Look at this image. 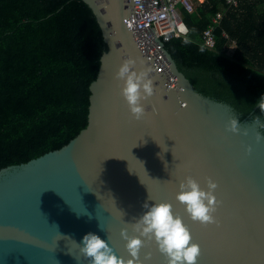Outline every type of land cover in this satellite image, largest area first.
I'll use <instances>...</instances> for the list:
<instances>
[{
	"label": "water",
	"instance_id": "95a60500",
	"mask_svg": "<svg viewBox=\"0 0 264 264\" xmlns=\"http://www.w3.org/2000/svg\"><path fill=\"white\" fill-rule=\"evenodd\" d=\"M82 1L106 45L89 86L87 124L59 149L0 170V264H78L75 257L91 264L77 245L88 233L130 259L121 231L138 235L131 224L147 211L145 202L172 205L200 246L197 264H264V139L255 140L258 125L248 115L239 133L228 131L237 118L231 107L193 89L152 27L131 24L153 13L156 0ZM128 58L137 71L151 69L155 94L142 101L140 120L116 78ZM188 176L205 191L209 178L217 183L218 224L193 221L176 200ZM140 260L167 264L154 240L141 248Z\"/></svg>",
	"mask_w": 264,
	"mask_h": 264
},
{
	"label": "trees",
	"instance_id": "16d2710c",
	"mask_svg": "<svg viewBox=\"0 0 264 264\" xmlns=\"http://www.w3.org/2000/svg\"><path fill=\"white\" fill-rule=\"evenodd\" d=\"M262 4L240 0L238 10L227 11L214 50L201 46V34L223 0L183 12L187 38L164 43L193 89L230 106L239 121L249 115L264 123L259 107L252 112L264 95ZM222 30L236 42L230 56L221 49ZM105 49L82 0H0V170L59 149L86 126L89 86Z\"/></svg>",
	"mask_w": 264,
	"mask_h": 264
},
{
	"label": "clouds",
	"instance_id": "9594fccd",
	"mask_svg": "<svg viewBox=\"0 0 264 264\" xmlns=\"http://www.w3.org/2000/svg\"><path fill=\"white\" fill-rule=\"evenodd\" d=\"M181 30L185 31L183 28ZM184 42L189 43L190 41L185 40ZM203 51L204 49H201V52ZM135 64L136 61L132 58L124 60L116 72V78L124 82L121 94L133 117L140 120L145 115L142 101L152 97L155 90L149 75L151 69L137 71ZM258 107L261 112H264V97L261 98ZM252 123L258 125V129H264V123H260L258 119ZM227 130L239 133V119L231 118ZM242 134L247 136L248 129L245 128ZM262 139H264V135H261L260 131H256V142L260 143ZM248 152H251L250 146ZM165 167L167 168V164ZM217 187V183L209 178L207 191H205L194 178L188 176L180 182V191L176 195V200L185 205V210L193 221H198L205 226L218 224L214 213L222 202L218 201L214 195ZM148 199L150 200V197ZM143 208L147 211L135 219V223L131 224L133 231L138 235L129 236L127 229L121 231L122 238L127 241L125 247L130 259L125 260L115 255L108 242L93 233L86 234L82 243L77 244L83 257L90 259L91 264H144L140 260V250L150 245L154 240L160 253L166 257L167 264H197V259L201 254L200 246L192 242L189 229L179 215L173 214L172 205L161 202L150 206L148 202H145ZM88 215L91 218V215ZM73 242L75 241L73 240ZM75 259L79 264V259L77 257ZM150 259L151 253L149 252L145 255L144 260Z\"/></svg>",
	"mask_w": 264,
	"mask_h": 264
},
{
	"label": "built area",
	"instance_id": "2783aa9c",
	"mask_svg": "<svg viewBox=\"0 0 264 264\" xmlns=\"http://www.w3.org/2000/svg\"><path fill=\"white\" fill-rule=\"evenodd\" d=\"M210 0H156V8L153 13L131 20V24L143 23L153 29V35L156 40L163 44L171 38L180 37L186 39L189 33L188 26L183 20V12L193 13L196 8L208 5ZM224 5L220 10L210 15V22L201 34L200 44L206 49L214 50L217 45L216 29L221 25L223 18L229 10H238L240 0H223ZM181 28L185 29L182 31ZM220 38L226 41L222 46V52L230 56L235 48L236 42L230 39L229 34L222 30ZM165 51V48H164ZM166 52V51H165Z\"/></svg>",
	"mask_w": 264,
	"mask_h": 264
},
{
	"label": "crops",
	"instance_id": "0c3cea01",
	"mask_svg": "<svg viewBox=\"0 0 264 264\" xmlns=\"http://www.w3.org/2000/svg\"><path fill=\"white\" fill-rule=\"evenodd\" d=\"M258 9H259V10H258L259 12L262 11V10H264V4L259 5V6H258Z\"/></svg>",
	"mask_w": 264,
	"mask_h": 264
}]
</instances>
